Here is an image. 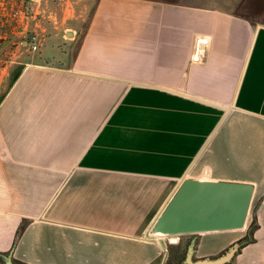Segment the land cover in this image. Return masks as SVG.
<instances>
[{
	"label": "crops",
	"instance_id": "1",
	"mask_svg": "<svg viewBox=\"0 0 264 264\" xmlns=\"http://www.w3.org/2000/svg\"><path fill=\"white\" fill-rule=\"evenodd\" d=\"M51 16L22 17L43 46L0 104V253L20 232L17 264H152L191 178L254 185L235 260L264 264V1L98 0L82 36ZM212 234L202 255L233 240Z\"/></svg>",
	"mask_w": 264,
	"mask_h": 264
},
{
	"label": "water",
	"instance_id": "2",
	"mask_svg": "<svg viewBox=\"0 0 264 264\" xmlns=\"http://www.w3.org/2000/svg\"><path fill=\"white\" fill-rule=\"evenodd\" d=\"M254 193L255 187L251 183L186 179L152 226L147 240L158 242L166 252L167 246L163 237L195 235L188 248L186 264H229L239 253L242 247L240 243H235L218 258L194 261L197 236L244 230ZM19 237L18 234L9 253H0L4 264H17L13 255ZM248 243L249 240L244 245Z\"/></svg>",
	"mask_w": 264,
	"mask_h": 264
},
{
	"label": "rangeland",
	"instance_id": "3",
	"mask_svg": "<svg viewBox=\"0 0 264 264\" xmlns=\"http://www.w3.org/2000/svg\"><path fill=\"white\" fill-rule=\"evenodd\" d=\"M23 2L24 5H22ZM97 3L98 0H0V104L19 75V55L25 48L22 42L28 39L32 44L30 45V51L26 52L29 55L38 53L41 46H43L44 37L31 31V19L25 34L19 36V29L23 27V22H26L22 17L28 15L31 18V14L34 13V16H36L35 22H40L41 25L45 26L53 23L54 19L51 15H58L59 20L68 17L70 25L77 28L79 35L82 36L90 23ZM33 38L37 40L35 41ZM35 45L36 49L34 48ZM73 50L70 52L73 53ZM25 58L27 59L26 56ZM255 202L252 204L247 226L244 230L215 232L212 236L233 235V240L230 243L232 244L248 235L254 220ZM193 236H181L182 241H190ZM172 238L174 237H163L168 249L167 259L170 258V255H174L177 260L180 257L179 250L181 247L179 244H169V240ZM164 253L163 251V255ZM171 260L173 259L171 258ZM159 261L156 264H159ZM236 262L237 260L234 259L230 264H236ZM0 264H4L1 258Z\"/></svg>",
	"mask_w": 264,
	"mask_h": 264
},
{
	"label": "flooded vegetation",
	"instance_id": "4",
	"mask_svg": "<svg viewBox=\"0 0 264 264\" xmlns=\"http://www.w3.org/2000/svg\"><path fill=\"white\" fill-rule=\"evenodd\" d=\"M184 236V235H183ZM195 238V235L192 237V239L190 241H182L183 238L181 236L176 237V239L174 241L169 240V244L173 245V244H179V246L181 247V249L179 250V255L180 257L176 260L174 255H170V258L167 259V251L164 253V255L162 254L161 257H159L157 260H155L152 264H156L157 261H159V264H186V257H187V253H188V248L192 242V240ZM250 237V233L248 235H246L244 238H240L237 242H234L232 244H230L229 246L225 247L224 249H222L221 251H219L216 254H210V255H202V248L204 244V239L201 238L199 235L197 236L196 239V245H195V254L193 256V260L194 261H198L200 259H205V258H210V259H215L220 257L221 255L225 254L227 252V250L233 246L235 243H240L242 247H240V251L243 249V247L245 246V241L249 240ZM238 253V254H239ZM238 254L236 255V257L238 256ZM183 258L182 260L180 258ZM236 257L234 259H236ZM162 258V259H161ZM171 258L173 260H171ZM230 264V263H229Z\"/></svg>",
	"mask_w": 264,
	"mask_h": 264
},
{
	"label": "trees",
	"instance_id": "5",
	"mask_svg": "<svg viewBox=\"0 0 264 264\" xmlns=\"http://www.w3.org/2000/svg\"><path fill=\"white\" fill-rule=\"evenodd\" d=\"M257 228H258V223H257L256 218H254V220H253V222H252V224H251V226H250V231H249V233H250V237H251V238L249 239V243L254 241V239H252V237H253L255 231L257 230ZM22 229H23V228H22ZM18 234L20 235V232H19ZM249 243H248V244H249Z\"/></svg>",
	"mask_w": 264,
	"mask_h": 264
},
{
	"label": "built area",
	"instance_id": "6",
	"mask_svg": "<svg viewBox=\"0 0 264 264\" xmlns=\"http://www.w3.org/2000/svg\"><path fill=\"white\" fill-rule=\"evenodd\" d=\"M33 39H34L35 41L37 40L36 38H33ZM200 44H201V43H199V45H200ZM34 48H35V49L37 48L36 45H35ZM202 56H203V51H202V49H201V48L198 49V47H197V51H196L195 55L193 56V60H194V61H200L201 58H202ZM175 239H176V237L172 238L171 241H174Z\"/></svg>",
	"mask_w": 264,
	"mask_h": 264
},
{
	"label": "bare ground",
	"instance_id": "7",
	"mask_svg": "<svg viewBox=\"0 0 264 264\" xmlns=\"http://www.w3.org/2000/svg\"><path fill=\"white\" fill-rule=\"evenodd\" d=\"M247 226V225H246ZM242 232V231H241Z\"/></svg>",
	"mask_w": 264,
	"mask_h": 264
}]
</instances>
